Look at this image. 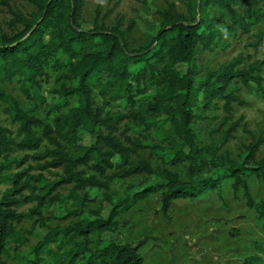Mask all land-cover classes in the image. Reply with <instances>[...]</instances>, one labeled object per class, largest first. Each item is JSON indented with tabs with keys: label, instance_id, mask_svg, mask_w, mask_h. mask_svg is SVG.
<instances>
[{
	"label": "trees",
	"instance_id": "16d2710c",
	"mask_svg": "<svg viewBox=\"0 0 264 264\" xmlns=\"http://www.w3.org/2000/svg\"><path fill=\"white\" fill-rule=\"evenodd\" d=\"M23 1L32 7L27 16L4 3L11 31L0 33V83L18 81L34 107L24 111L0 89V105L17 126L15 137L0 127V185L8 187L0 196V264L11 251L16 264H142L131 246L109 242L93 247L94 237L114 229L120 210L150 195L160 194V210L166 214L173 202L219 191L224 181L232 182L234 194L244 191L264 235V199L254 204L244 181L253 175L264 183V158L254 161L264 132L235 162L227 152L218 156L219 151L208 153L200 147L193 130L202 119L196 112L222 104L227 117L220 128V146H225L239 126L227 124L233 105L241 104L236 82L261 87L259 64L241 70L234 60L199 77L196 59L203 51L228 48L227 40L236 32L249 34L264 20V0H185L186 14L168 4L159 12L156 32L139 48H130L120 22L105 25L109 15L101 18L100 9L106 0L97 1L88 30L79 24L85 0ZM263 38L264 28L258 41ZM51 79L56 100L48 105L42 87ZM70 99H76L75 107H69ZM116 104L124 108L114 110ZM43 107L47 116L59 114L49 123L35 114ZM84 137L91 141L82 144ZM15 153L23 156L13 157ZM145 153L158 166L153 167ZM29 162L36 163L40 173L24 168ZM180 165L186 166V181L170 170ZM134 177L152 178L154 183L128 187L121 201L106 195L114 181ZM64 187H70L65 195L58 191ZM99 192L112 208L107 218L101 208L85 212ZM68 202L75 211L66 210ZM28 205L27 212L18 211ZM52 206L53 218L78 220L51 229L26 253L20 252L27 239L16 226L24 220L44 223L43 210ZM260 255L243 264H264V248Z\"/></svg>",
	"mask_w": 264,
	"mask_h": 264
},
{
	"label": "rangeland",
	"instance_id": "374dc122",
	"mask_svg": "<svg viewBox=\"0 0 264 264\" xmlns=\"http://www.w3.org/2000/svg\"><path fill=\"white\" fill-rule=\"evenodd\" d=\"M97 1L85 0L79 19L82 29L88 30L92 27ZM4 3L24 16L32 12V7L23 0H0V33L9 34L11 16ZM168 4H174L178 12L186 14L185 0H106L101 6L100 17L106 18L109 15L104 20L107 27H114L120 22L130 48H139L146 45L150 36L156 32L160 22L159 12ZM217 14L221 15V12L218 11ZM223 18L228 20L224 14ZM263 28L264 20L247 35L236 32L234 38L227 40L228 48L225 50H215L212 53L203 51L196 59L199 77L227 66L234 60H238L237 69L241 70H248L259 64L258 75L262 80L260 88L255 84L249 87L241 85L240 82L235 84L241 104L233 105L227 124L239 126L225 146H220L222 131L220 128L227 117L222 110V104H218L213 111L196 112L202 117L193 125L198 145L208 153L219 151L218 156L227 152L235 162L240 160L245 147L264 132V38L258 41L259 32ZM60 60L65 61L63 57H60ZM180 69L183 70L184 67ZM52 88V79L42 87V95L48 105L56 100L51 94ZM0 89L15 98L24 111L29 112L33 109L34 105L22 92L18 81L0 83ZM68 104L70 108L75 107L76 99H70ZM123 108L122 104L113 106L114 110ZM35 114L50 123L59 113L53 111L47 116L43 107ZM0 127L10 131L13 137L16 136L17 126L10 121L5 105H0ZM90 141L91 139L84 137L82 144H88ZM22 156L20 153L13 155L16 158ZM145 158L150 160L153 167L158 166L148 153H145ZM263 158L264 144L255 154L254 161L258 162ZM27 165L24 168L29 167L32 174L40 173L35 168L36 163L29 162ZM170 170L182 180L186 181L189 177L184 165ZM18 171L14 170L13 173ZM43 174L49 180L54 179L47 172ZM244 181L254 204L264 199L262 180L252 175L245 177ZM153 183L154 179L147 177L116 180L110 185L106 195H112L121 201L128 187L147 186ZM231 185V181H224L219 191L208 192L196 200H177L166 214L160 210V194L150 195L135 203L129 210H120L114 219V229L100 237H94L93 247L104 246L109 242L129 245L142 259V264H243L247 258L261 257L260 249L264 248L261 222L254 209L246 205L244 191L239 189L234 194ZM7 188L0 185V196ZM69 189L70 187H64L58 191L65 195ZM98 208H101L103 218H107L112 210L100 192L96 202L88 205L85 212L90 213ZM29 209L31 205L18 211L27 212ZM66 210L73 212L76 208L68 202ZM55 214V208L52 206L43 210L44 223H37L36 219L24 220L16 226V230L27 239L26 244L19 248L20 252L26 253L51 229L67 227L78 220L73 216L56 219L52 217ZM63 215L60 214L62 217ZM14 245L12 243L11 248ZM3 262L16 264L14 251H11L10 256Z\"/></svg>",
	"mask_w": 264,
	"mask_h": 264
}]
</instances>
